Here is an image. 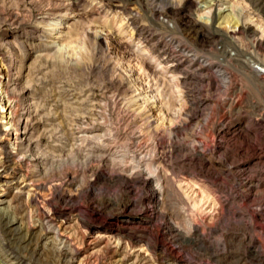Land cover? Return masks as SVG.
Wrapping results in <instances>:
<instances>
[{"label":"rangeland","instance_id":"rangeland-1","mask_svg":"<svg viewBox=\"0 0 264 264\" xmlns=\"http://www.w3.org/2000/svg\"><path fill=\"white\" fill-rule=\"evenodd\" d=\"M26 1L0 0V23L15 19L9 35L25 45L27 57L17 60L50 66L60 101L86 88L99 99L98 117L86 125L99 135L59 159L55 180L47 179L50 162L36 167L38 201L51 198L49 187L58 182L59 193L77 194L72 205L81 216L101 209L98 225L121 235L147 232L164 253L175 249L205 263L188 240L198 222L214 228L207 240L228 257L219 264H264V74L255 71H264V0ZM5 63L0 59L4 77ZM132 92L144 96L143 110H132ZM3 114L0 107L2 121ZM106 143L108 156L99 162L92 147ZM68 168L74 177H64ZM115 170L152 181L123 185L107 177ZM88 181L94 185L86 195ZM154 193L159 206L149 201ZM200 198L215 205L216 216H202ZM107 199L112 204L103 207ZM123 201H132L129 220L111 219ZM17 204L24 225H32L34 202ZM53 204L70 207L57 196ZM173 226L186 239L165 230ZM6 251L0 240V264H29Z\"/></svg>","mask_w":264,"mask_h":264},{"label":"bare ground","instance_id":"bare-ground-1","mask_svg":"<svg viewBox=\"0 0 264 264\" xmlns=\"http://www.w3.org/2000/svg\"><path fill=\"white\" fill-rule=\"evenodd\" d=\"M36 2L37 0H27L25 4L30 6ZM48 10L50 9L44 8L42 13L45 14ZM15 21L5 19L0 23V59L7 65L6 76L0 73V107L4 113H8L6 116L2 115L6 120L0 119V240L7 246L4 253L15 259L25 260L29 264H194L190 259L180 256L175 249L164 253L159 243L147 232L132 236L122 232L121 235L119 229L98 225L95 217L99 215L101 209L96 211L93 208L88 217L81 216L79 209L72 205L77 194L59 193L58 182L51 183L49 187L51 198H45L43 202L38 201L36 167L44 162H50L52 168L50 174H47V179L55 180L57 177L55 165L59 159L70 153L79 141L88 144L90 139L99 135L95 133L96 129L92 132L86 131L89 128L86 126L88 121H96L98 117L96 107L99 99L95 90L86 88L77 95L70 93L71 96L66 98L69 101H60L58 92L61 90H56L54 76H49L50 66H38L35 62L27 64L26 61L17 60L19 53L23 59L27 57V53L23 42L16 36L9 35ZM255 71L260 75L264 74V71ZM132 93L133 97L130 100L132 110H143L141 102L144 96ZM222 130L220 129V132ZM12 132L15 136L11 139ZM108 146L107 143L106 146L99 147L90 145L93 151L101 152L96 154L99 162L107 158ZM28 156L35 158L33 162L27 158ZM92 172L94 175L99 174V169H93ZM63 173L65 178H72L77 172L68 168ZM106 175L110 181H119L123 185L135 180L142 184L152 181L149 177L143 179L134 176L133 173L132 176L131 174L121 176L117 170ZM186 184L180 183L178 186L182 189ZM93 185L90 181L84 184L86 195H89ZM161 185L163 190L167 183L162 181ZM193 187L192 193L197 198L199 191ZM56 196L70 207L58 209L53 204ZM25 197L35 204V222L28 227L23 222L21 215L23 210H20L17 204ZM184 197L189 199L187 195ZM149 201L156 206L162 203L156 193L150 196ZM199 201L202 216L216 214L215 205L210 200L204 201L200 198ZM101 204L104 207L111 205L112 202L111 199H107ZM118 204H121V208L111 219L129 220L132 201ZM48 206L50 208H47ZM135 218L142 219L143 222L147 220V217ZM244 227L247 226L244 224ZM156 230L158 234L163 232L160 226H157ZM165 230L174 237L186 239L178 226ZM207 230L213 233L214 228H202L198 222L193 225L194 237L188 240L199 250L193 257L199 259L201 257L205 262L203 264H208L205 258L217 264L224 262L228 258L225 250L208 242ZM255 255L259 258L261 256L259 251H255Z\"/></svg>","mask_w":264,"mask_h":264}]
</instances>
